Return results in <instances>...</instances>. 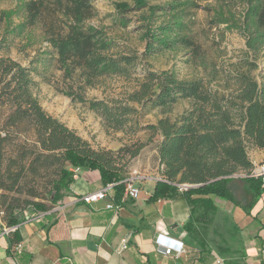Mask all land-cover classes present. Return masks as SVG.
Here are the masks:
<instances>
[{"label": "trees", "instance_id": "16d2710c", "mask_svg": "<svg viewBox=\"0 0 264 264\" xmlns=\"http://www.w3.org/2000/svg\"><path fill=\"white\" fill-rule=\"evenodd\" d=\"M217 1L218 22L242 33L246 52L256 55L264 47V0ZM190 5H194L193 0H170L162 5H149L148 0L114 4L122 23L128 11L147 9L141 16L145 40L141 56L118 51L105 28L90 23L96 15L90 0H17L14 7L0 12L4 22L0 49L23 35L25 45H31L29 29L33 27L40 29L45 42L28 65L0 55V107L6 108L0 124V189L39 198H11L4 208L8 228L19 224L25 212L44 213L56 205L74 182V168L98 171L104 186L113 184L114 198L119 200L127 168L118 163L126 154L135 157L145 145L137 142L116 151L94 149L75 130L46 112L33 91V76L42 57L51 52L63 77L71 81L61 93L87 103L106 130H123L131 116L145 108L159 107L167 112L178 98L190 99V106L174 119L163 116L145 128L150 132L147 141L156 134L161 138L157 157L163 166L162 180L156 181L148 199L176 194L184 197L190 206L184 227L193 238L200 241L205 235L201 223L212 221L217 211L215 197L250 211L264 191L261 176L252 173L247 153V146L264 149V83L239 72L234 75L236 89L225 96L210 91L202 79H179L172 71L146 69L135 87L121 98L86 99L83 95L86 87L95 86L104 76L130 78V69L142 61L140 57L145 59L162 49L181 45L197 56V43L182 34ZM157 11L163 20L159 21ZM12 141L15 144L10 153L6 145ZM47 171L50 177L42 195L29 182ZM182 184L192 186L181 188ZM240 189L243 194L237 193ZM0 196L6 198V194ZM8 239L18 242L20 236L13 230Z\"/></svg>", "mask_w": 264, "mask_h": 264}, {"label": "crops", "instance_id": "0c3cea01", "mask_svg": "<svg viewBox=\"0 0 264 264\" xmlns=\"http://www.w3.org/2000/svg\"><path fill=\"white\" fill-rule=\"evenodd\" d=\"M249 158L256 165L257 154ZM162 170L158 158L155 167L147 161L144 169L135 161L123 180L137 186L139 196L112 210L106 200H81L104 185L98 171L79 169L68 193L50 210L23 213L12 230L0 219V264H264V191L248 213L215 197L217 211L210 223H201L205 235L198 241L184 227L190 214L184 197L148 199ZM13 230L18 242H9ZM162 240L171 246L170 254Z\"/></svg>", "mask_w": 264, "mask_h": 264}, {"label": "rangeland", "instance_id": "374dc122", "mask_svg": "<svg viewBox=\"0 0 264 264\" xmlns=\"http://www.w3.org/2000/svg\"><path fill=\"white\" fill-rule=\"evenodd\" d=\"M16 1L0 0V12L14 7ZM122 1L130 5L133 3V0H90L96 11V15L90 19V23L103 26L109 36L115 40V48L118 51L141 56L145 47V40L142 37L141 16L146 14L147 9L128 11L125 14L126 21L122 23L114 7L115 3ZM169 1L148 0V4L162 5ZM193 2L194 5H190L185 11L186 28L182 34L188 35L197 43L199 46L197 56H194L189 49L181 45L171 49H162L145 59L140 57L142 61H138L130 69V78L126 79L116 75L104 76L99 79L95 86L84 89V97L86 99L121 98L125 92L135 87L136 80L142 77L146 69L155 72L172 71L179 79H202L210 91L225 96L236 89L234 75L239 72H246L259 84H263L264 47L256 55L248 54L244 35L235 29H226L225 23H220L216 19V12L220 8V3L217 0H193ZM233 10L237 11L234 8ZM155 15L160 17L159 21L163 20L160 11H157ZM3 27L4 22L0 20V36ZM29 30V34L32 35L31 45H25L24 35L15 37L9 41L5 48L0 49V55L9 56L23 65H28L31 60H35L40 50L45 46V42L42 40L38 27ZM54 58L53 52L43 56L42 61L37 65L38 73L33 76L35 81L33 91L43 109L75 130L94 149L116 151L122 146H133L137 142H143L145 145L135 157L128 158L126 154L118 164H125L124 167L128 170L138 160L143 169L147 161L155 167L158 158L157 145L161 138L156 134L150 141H147L150 132L145 126L155 123L158 118L163 116L174 119L190 106V99L178 98L167 112L161 111L159 107L145 108L141 113L133 114L123 130H106L101 124L100 117L87 108V103L71 100L61 93V90L71 84V81L63 77V73L58 68ZM5 112L6 108L0 107V124ZM13 142L15 141L6 145L10 153L14 149L15 143ZM247 153L252 158L257 154V162L253 166L252 173L264 166V149L247 146ZM49 172H43L42 176H38L34 181L29 182L42 195L46 180L50 177ZM1 194H6V198L0 196V219L3 222L4 208L11 202V198L27 197L39 200V198L9 191L5 192L0 189Z\"/></svg>", "mask_w": 264, "mask_h": 264}, {"label": "built area", "instance_id": "2783aa9c", "mask_svg": "<svg viewBox=\"0 0 264 264\" xmlns=\"http://www.w3.org/2000/svg\"><path fill=\"white\" fill-rule=\"evenodd\" d=\"M78 168H74V177L76 176L78 172ZM253 175L261 176L262 182L264 185V166H261L258 171H255ZM182 188V187H181ZM139 196V188L137 186H134L130 181H125L124 183V189L122 192V195L119 200H116L114 198V194L110 193V185H105L99 190L88 192L85 194L81 195V200L84 203L90 204L93 202L101 201V200H106L105 202V207L107 209H112V210H117L120 208L121 203L125 202L126 200L130 199H136ZM9 229H14V226L9 227ZM160 246L164 248V253L165 254H170L171 253V246L164 240L160 241ZM17 247H20V244H17ZM125 244L123 243L120 247V249L125 248ZM181 249V245H178V250Z\"/></svg>", "mask_w": 264, "mask_h": 264}, {"label": "water", "instance_id": "95a60500", "mask_svg": "<svg viewBox=\"0 0 264 264\" xmlns=\"http://www.w3.org/2000/svg\"><path fill=\"white\" fill-rule=\"evenodd\" d=\"M190 186H192V185H189V184H182L181 185L182 188H187V187H190Z\"/></svg>", "mask_w": 264, "mask_h": 264}]
</instances>
